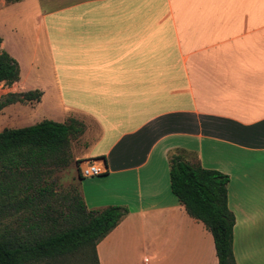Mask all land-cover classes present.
Wrapping results in <instances>:
<instances>
[{"label": "crops", "instance_id": "obj_1", "mask_svg": "<svg viewBox=\"0 0 264 264\" xmlns=\"http://www.w3.org/2000/svg\"><path fill=\"white\" fill-rule=\"evenodd\" d=\"M7 6L28 9L35 30L7 92L40 95L0 114L55 104L61 123L92 127L79 161L105 172L78 180L83 204L126 209L96 244L97 264H217L209 231L170 191L173 153L227 176L233 261L264 264V0Z\"/></svg>", "mask_w": 264, "mask_h": 264}, {"label": "trees", "instance_id": "obj_2", "mask_svg": "<svg viewBox=\"0 0 264 264\" xmlns=\"http://www.w3.org/2000/svg\"><path fill=\"white\" fill-rule=\"evenodd\" d=\"M17 80V63L0 51V83L10 86ZM38 98L35 91L8 93L0 101V110ZM81 132L82 125L74 119L63 123L42 120L0 131V215L28 212L21 224L0 230V264H36L87 251L97 264L96 244L117 225L126 209H86L77 187L78 172L76 187L63 196H54L51 184L44 179L49 172L68 165L70 139ZM168 175L170 191L187 215L209 231L217 264H235L231 249L234 218L226 204L227 176L174 153L168 157Z\"/></svg>", "mask_w": 264, "mask_h": 264}, {"label": "rangeland", "instance_id": "obj_3", "mask_svg": "<svg viewBox=\"0 0 264 264\" xmlns=\"http://www.w3.org/2000/svg\"><path fill=\"white\" fill-rule=\"evenodd\" d=\"M41 6L44 8L45 5L41 4ZM9 7L10 6L1 7L0 0V36L4 39V49L2 52L6 53L9 57H12L15 62H18V64H20L22 68L25 69V63L29 61H26V59L29 58V56L26 55H30L28 51L31 49L30 47H32L28 41L30 38L34 37L33 35L35 34V30L31 23H29L30 20L28 18V9L23 11L22 9L20 10L18 6H15L13 9H11V14L9 15L7 13L10 11L8 9ZM24 41H27V44L29 45L27 50ZM7 89H9V87L5 85L0 87V101H2L8 93H10L7 92ZM12 91L16 92L17 90L13 89ZM52 92L53 90L47 91L49 95ZM50 100L53 101V98H50ZM14 104H21L23 106L29 104L31 106L30 102ZM23 106H13L7 109V112H4V115L0 114V131L4 128H12L10 126L22 128L33 125L40 121L42 116L47 118V115H50L52 119L54 118L56 120L55 122H62L60 119V112L58 111L55 104L47 105L46 103H43L40 108H27V106L24 108ZM76 121L82 125V132L70 139V160L68 165L60 170L51 171L48 173L47 177H44L45 181L51 184V189L55 193L53 194L54 196H63L71 189V187H76V183L74 182V179L77 176L76 162L80 160L82 148L86 143L84 132L86 131V127L89 131H92V127L85 125L82 120ZM27 215V211H20L16 214H12L11 216L1 214L0 230L3 227L21 224L22 218L27 217ZM36 264H94V262L92 255L87 251L85 255L77 252L53 259H44Z\"/></svg>", "mask_w": 264, "mask_h": 264}, {"label": "built area", "instance_id": "obj_4", "mask_svg": "<svg viewBox=\"0 0 264 264\" xmlns=\"http://www.w3.org/2000/svg\"><path fill=\"white\" fill-rule=\"evenodd\" d=\"M77 172L81 179L97 177L105 172V168L102 164H98L93 160H82L77 165Z\"/></svg>", "mask_w": 264, "mask_h": 264}]
</instances>
